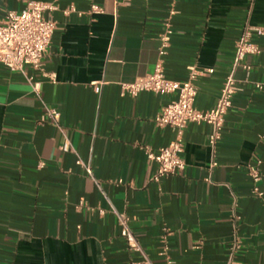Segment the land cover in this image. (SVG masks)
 I'll return each instance as SVG.
<instances>
[{"label":"crops","instance_id":"obj_1","mask_svg":"<svg viewBox=\"0 0 264 264\" xmlns=\"http://www.w3.org/2000/svg\"><path fill=\"white\" fill-rule=\"evenodd\" d=\"M27 1L0 0V15ZM45 1L58 5L46 13L56 28L44 60L55 80L0 63V264H132L140 256L116 212L129 214L155 264H226L234 235L233 264H264V177L258 196L247 171L264 160V36L255 38L261 53L248 57L250 75L236 70L239 90L216 148L207 123L186 127L180 174L153 181L158 164L144 149L175 138L155 121L175 95H121L122 82L154 71L170 23L166 75L184 81L191 65L213 68L197 79L195 102L212 108L245 22L264 26V0ZM92 3L104 12L91 14ZM70 5L76 11L65 14ZM30 76L42 80L40 96ZM46 106L59 110V126L40 121Z\"/></svg>","mask_w":264,"mask_h":264},{"label":"built area","instance_id":"obj_2","mask_svg":"<svg viewBox=\"0 0 264 264\" xmlns=\"http://www.w3.org/2000/svg\"><path fill=\"white\" fill-rule=\"evenodd\" d=\"M57 9L58 5L54 1L28 0L22 10H9L4 16L0 15V63L11 72H24L26 66H32L41 71L44 78L55 80V74L45 71L44 60L56 28V22L53 18L46 16V13ZM72 11H76L74 5L68 6L64 13L68 14ZM89 11L91 14H100L104 12V8L99 4L92 3ZM172 34L171 24L166 23L165 29L159 37V58L152 73L140 77L134 82L121 83L122 96H137L145 91L161 95H175L155 119L158 126L171 127L175 131V138L168 145L159 148L158 151H154L150 146L144 147L147 159L158 164L156 172L151 178L156 182H159L163 177L180 174L185 170L183 136L189 123H207L210 126L208 144L213 150L216 148L222 137L226 115L232 106L233 97L239 90L236 70L241 67L247 76L250 75L252 64L248 61V57L261 53V46L255 38L264 36V26L251 24L249 21L245 22L242 33L236 41L232 69L225 78L216 104L208 110H201L195 104L198 94L196 82L199 76L212 73L213 68L203 71L196 65H191L188 67V77L184 81L172 80L166 75L164 56L170 46ZM28 80L32 84L33 91L40 96L42 80H36L32 76ZM92 84L98 86L99 82L94 81ZM256 86L259 89L263 88V84L260 82ZM59 118L60 112L57 108L46 106L40 121L42 123L51 122L59 126ZM62 150L65 152L71 150L68 140L62 145ZM77 164L84 166L81 159L77 160ZM216 165L217 162L213 160L211 167ZM85 169L89 174H92L90 166L85 165ZM247 171L254 183L253 192L262 196L263 191L260 189L259 183L264 177V160L257 159L254 164H248ZM84 205L83 201L79 204V206ZM116 214L120 235L129 250L140 256L132 264H155L133 231L129 214L126 212H116ZM237 218L240 217L237 216ZM240 248L241 239L238 235H234L226 264H233L234 255ZM166 251L167 246L163 253Z\"/></svg>","mask_w":264,"mask_h":264}]
</instances>
